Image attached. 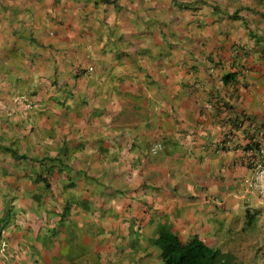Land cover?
<instances>
[{
  "label": "crops",
  "instance_id": "1",
  "mask_svg": "<svg viewBox=\"0 0 264 264\" xmlns=\"http://www.w3.org/2000/svg\"><path fill=\"white\" fill-rule=\"evenodd\" d=\"M116 1L0 0V264H160L149 216L218 247L264 207V0Z\"/></svg>",
  "mask_w": 264,
  "mask_h": 264
},
{
  "label": "trees",
  "instance_id": "2",
  "mask_svg": "<svg viewBox=\"0 0 264 264\" xmlns=\"http://www.w3.org/2000/svg\"><path fill=\"white\" fill-rule=\"evenodd\" d=\"M105 2L116 4L117 1L105 0ZM178 4L189 7L192 3L179 2ZM254 215L255 213L253 212L247 214V224L253 223L255 219ZM3 224L4 223L0 221V241L4 238L3 233L6 231V226ZM160 228L157 237H155L152 242L148 241L146 245L147 248L154 249L155 253L159 250L156 256H158L160 264H239V258H244V256H239L245 255L242 252L244 247L241 250V248H238L239 246H233L234 249H231L233 252H230V250L225 251L220 246L221 243L218 247H214L200 235L196 234L188 239H183L172 227H168V224L162 227L160 225ZM261 264H264V262Z\"/></svg>",
  "mask_w": 264,
  "mask_h": 264
},
{
  "label": "rangeland",
  "instance_id": "3",
  "mask_svg": "<svg viewBox=\"0 0 264 264\" xmlns=\"http://www.w3.org/2000/svg\"><path fill=\"white\" fill-rule=\"evenodd\" d=\"M96 3H98V0H94ZM100 1H105V0H100ZM16 170L13 171L12 175L15 178H18V176H15ZM3 176L0 178V180H2ZM95 187H99V184L94 183ZM49 190L48 187H43L42 191L43 192H47ZM19 191V190H18ZM16 193V190L13 191ZM30 194V191H29ZM34 203V202H33ZM35 207L32 208V212L35 213L36 216H39L41 214V212L43 210H45L44 207H39L34 203ZM255 202L252 203L250 211L255 213V219L253 221L252 224H247V213L245 212V214L242 216H240V213H238V215H236L235 217V223H232L233 229L235 231L233 232H229L228 228L229 226H225V230L227 231V233L225 235L228 236H232L230 239L226 240L224 237L220 238V242H221V247L222 249H225L227 247L231 246H239L238 248H242L243 249V253L245 255H239V256H244V258H239V264H261L264 262V207H262L261 209H258L257 211L254 210L255 208ZM97 212H93L94 216H96V218L98 217V215L100 214V211L98 209V207L94 208ZM114 212V210H113ZM111 212V213H113ZM100 218H102V216H100ZM114 219H116V217H113ZM153 216H149L148 220L145 219L143 221V224L146 225L145 228V233H146V238L145 240V244H147V242H152L154 238V229L152 228V221H153ZM262 220V221H261ZM36 222V221H33ZM149 222L151 224H149ZM235 224V225H234ZM242 224L243 229L240 230L238 227L239 225ZM115 227L114 222H109L108 218H105V222L102 223V225L99 226L100 229L102 228H106V227ZM133 227H139V225L136 222L132 223ZM107 232V229H104ZM236 231H238L237 233H235ZM88 234L93 235L92 232H88L86 231ZM249 233V234H247ZM107 234V233H105ZM246 234V236H245ZM141 235H143L141 233ZM250 235V236H247ZM117 238V237H114ZM138 238V237H137ZM112 243V245H114L116 248V250L119 251V247L115 245L116 240H109V243ZM145 244H143V247L145 246ZM153 246V245H151ZM154 247V246H153ZM241 249V250H242ZM240 250V251H241ZM156 253H159V250H157Z\"/></svg>",
  "mask_w": 264,
  "mask_h": 264
},
{
  "label": "built area",
  "instance_id": "4",
  "mask_svg": "<svg viewBox=\"0 0 264 264\" xmlns=\"http://www.w3.org/2000/svg\"><path fill=\"white\" fill-rule=\"evenodd\" d=\"M162 149L160 143L155 144L152 147L154 153ZM254 178L247 180L248 184L258 190V192L264 196V146L259 150V155L254 159Z\"/></svg>",
  "mask_w": 264,
  "mask_h": 264
},
{
  "label": "clouds",
  "instance_id": "5",
  "mask_svg": "<svg viewBox=\"0 0 264 264\" xmlns=\"http://www.w3.org/2000/svg\"><path fill=\"white\" fill-rule=\"evenodd\" d=\"M21 99H23V96H21ZM157 143H160V142H157ZM157 143H155V144H157ZM154 144V145H155ZM161 145H162V149H163V144L162 143H160ZM153 145V146H154ZM152 146V147H153ZM262 146H264V144L263 145H261V147ZM152 147H151V152L153 153V154H157L159 151H161V150H159L158 152H156V153H154L153 151H152ZM260 147V148H261ZM260 148H258V151H257V153H256V155H255V157L254 158H252V159H250V164L252 165V169H253V174H254V159L259 155V150H260ZM16 154V153H15ZM253 178H254V176H253ZM253 178H248V179H245V182L247 183V185H249L248 184V182H247V180H252ZM250 186V185H249ZM251 187V186H250ZM251 189H254L255 191H257V193L260 195V197H262V198H264V196H262L259 192H258V190H256L255 188H253V187H251ZM251 212V211H250ZM5 233H3V235H4V238L0 241V255H3V254H5V253H7V251H8V249H9V247H10V238H9V236L7 235L8 234V230H7V228H6V231H4Z\"/></svg>",
  "mask_w": 264,
  "mask_h": 264
}]
</instances>
